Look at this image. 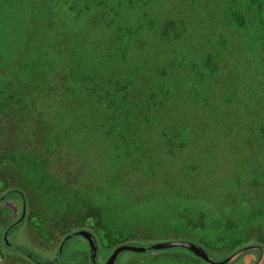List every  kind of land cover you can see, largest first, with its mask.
Wrapping results in <instances>:
<instances>
[{
	"label": "rangeland",
	"instance_id": "374dc122",
	"mask_svg": "<svg viewBox=\"0 0 264 264\" xmlns=\"http://www.w3.org/2000/svg\"><path fill=\"white\" fill-rule=\"evenodd\" d=\"M9 191L0 264H49L89 208L99 264L128 239L264 264V0H0ZM69 248L58 264H90L86 240ZM129 253L116 264H206Z\"/></svg>",
	"mask_w": 264,
	"mask_h": 264
},
{
	"label": "water",
	"instance_id": "95a60500",
	"mask_svg": "<svg viewBox=\"0 0 264 264\" xmlns=\"http://www.w3.org/2000/svg\"><path fill=\"white\" fill-rule=\"evenodd\" d=\"M25 209L22 210L21 219L24 215ZM80 236L84 238L88 244V250H89V261L90 264H99L97 262V252H98V246L95 237L87 230L79 229L76 230L68 235H66L59 247L58 251L55 255L54 260L51 262L52 264L56 262L62 252V249L65 245V243L70 240L73 237ZM4 241H6V236H3ZM171 248H182L187 251H189L192 255L196 256L197 258L204 261L206 264H225L228 261L233 260L234 258H238L244 249L239 250L238 252L232 254L230 257L221 260V261H215L211 259V257L208 255V253L199 245L189 242V241H166V242H159V243H153L148 245H139V244H121L117 246L108 256L107 260L103 264H116L117 257L122 252H133V253H148L152 251H159V250H167Z\"/></svg>",
	"mask_w": 264,
	"mask_h": 264
},
{
	"label": "trees",
	"instance_id": "16d2710c",
	"mask_svg": "<svg viewBox=\"0 0 264 264\" xmlns=\"http://www.w3.org/2000/svg\"><path fill=\"white\" fill-rule=\"evenodd\" d=\"M13 194H15V192L9 191V192H6V193L0 195V204L1 203H4L7 200L10 201L11 199L9 197H11ZM88 218L89 219H95V224L96 225L94 227H88L86 229L89 230V229H92V228H95V227L97 229V226H98L97 224H100V221H101V219H100L101 217L99 215L98 209L89 208L85 213H82L80 215H77L76 217H65V219L63 220V223L60 225V228H59L60 234L63 237H65L66 235H68V234H70V233H72V232H74L76 230L81 229V227L83 226V221L86 220V219H88ZM81 239L83 240L84 238L81 237ZM70 240H68V241L70 242ZM68 241L65 243V245H64V247L62 249V252H61V254H60L59 258H58V260L56 262H54L53 264H58V262L61 260V258L64 255H66L67 252L70 250V248H69V242ZM127 241L128 242H126V244H134L133 243L134 241H132L130 239H128ZM60 243H59V245H60ZM123 243H125V242H122V244ZM8 246H5L3 244L2 247L0 248L1 257H3L4 259H6L12 253L11 249ZM242 249H239V250H242ZM245 250L246 249L244 248V251ZM57 251H58V248L56 250V253H57ZM160 251L161 250H159V251H152V252H160ZM238 251H236V252H238ZM152 252H148V253H152ZM236 252H234V253H236ZM243 252H242V254H243ZM56 253L54 254V257L51 260V262L54 260ZM129 254H135V253L131 252ZM30 258H31V260L34 259V257L32 255H30ZM51 262L49 264H52Z\"/></svg>",
	"mask_w": 264,
	"mask_h": 264
},
{
	"label": "flooded vegetation",
	"instance_id": "af4514ba",
	"mask_svg": "<svg viewBox=\"0 0 264 264\" xmlns=\"http://www.w3.org/2000/svg\"><path fill=\"white\" fill-rule=\"evenodd\" d=\"M18 226V221H16L15 223H13L5 232H4V235L6 236V240H7V237L12 233L14 232L15 230H17V227ZM14 228V231H12V229ZM4 240V239H3ZM5 243H7V241H4ZM9 245V244H8ZM10 246V245H9Z\"/></svg>",
	"mask_w": 264,
	"mask_h": 264
}]
</instances>
